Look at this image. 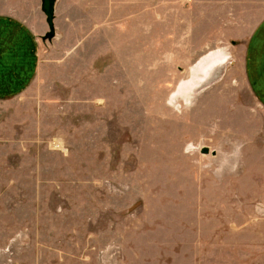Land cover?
<instances>
[{"label": "rangeland", "instance_id": "374dc122", "mask_svg": "<svg viewBox=\"0 0 264 264\" xmlns=\"http://www.w3.org/2000/svg\"><path fill=\"white\" fill-rule=\"evenodd\" d=\"M14 3L36 70L0 99V264H264V109L230 43L264 0H55L47 39ZM179 5L181 46L208 42L170 62Z\"/></svg>", "mask_w": 264, "mask_h": 264}, {"label": "crops", "instance_id": "0c3cea01", "mask_svg": "<svg viewBox=\"0 0 264 264\" xmlns=\"http://www.w3.org/2000/svg\"><path fill=\"white\" fill-rule=\"evenodd\" d=\"M14 1L4 0L0 3V99L19 93L31 81L36 70L34 42L36 33L32 28L33 25L29 23L31 19H24L20 16L19 6ZM26 1L32 2L34 0ZM188 6L185 5L184 7L187 13L183 16L185 21L174 22L173 20V17L178 15L180 5L176 7L177 10H172V14H163L165 18L168 15L172 20L171 33H168L169 37L166 40H170L168 42L170 62L174 59L172 53L174 50L177 55H185L187 58L198 53L208 42V35L201 36L202 33L197 35L193 32L191 40L196 41L191 48L188 45L187 47L181 46V42L186 41L188 44V40H190L187 30L190 28L192 15ZM26 13L30 17L32 10L26 11ZM161 18L162 16L158 20ZM261 18L255 22L253 30L243 32L241 36L236 37V40H230V43L233 44L234 42V46L240 45L242 47L244 81L255 102L264 109V18L263 16ZM175 25L176 28H174ZM184 27L185 32L181 34ZM174 32L175 36H173ZM166 41L156 43L155 40L156 48L160 46L162 51V46L165 45ZM182 49H186V52H182Z\"/></svg>", "mask_w": 264, "mask_h": 264}, {"label": "water", "instance_id": "95a60500", "mask_svg": "<svg viewBox=\"0 0 264 264\" xmlns=\"http://www.w3.org/2000/svg\"><path fill=\"white\" fill-rule=\"evenodd\" d=\"M39 1H40V4H39L40 11L42 12V14L45 17V22H46L47 29H48L44 33V35L41 37V39H47L53 35V11H54V2L55 1L54 0H39ZM209 72L207 73L206 77H208ZM199 85H200V83L197 86H199ZM207 152H208V150L206 147H203L201 149V153H207ZM211 154H213V151Z\"/></svg>", "mask_w": 264, "mask_h": 264}, {"label": "bare ground", "instance_id": "6f19581e", "mask_svg": "<svg viewBox=\"0 0 264 264\" xmlns=\"http://www.w3.org/2000/svg\"><path fill=\"white\" fill-rule=\"evenodd\" d=\"M211 56V55H210ZM210 56H208V58H211ZM221 58V57H220ZM216 61L221 64V63H224L225 62V58H222V59H216ZM208 73V70H205L203 73H202V77L200 78V82H202L205 78H206V75Z\"/></svg>", "mask_w": 264, "mask_h": 264}]
</instances>
